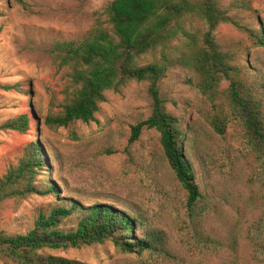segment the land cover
I'll return each mask as SVG.
<instances>
[{
    "label": "rangeland",
    "instance_id": "374dc122",
    "mask_svg": "<svg viewBox=\"0 0 264 264\" xmlns=\"http://www.w3.org/2000/svg\"><path fill=\"white\" fill-rule=\"evenodd\" d=\"M21 1L0 0V127L22 114L29 127L24 133L0 128V179L23 149L37 142L44 165L35 185L43 189L52 183L58 193L3 201L0 231L26 234L39 213L73 202L82 207L105 203L138 218L137 235L162 231L167 253H122L106 241L46 254L85 264H262L247 232L264 216V162L247 147L242 127L231 117L223 135L210 126L215 109L197 89L196 73L183 63L192 44L183 39L171 43L166 50L170 64L159 87L167 112L183 125L184 152L207 197V215L200 223L187 214L186 192L164 158L159 134L143 129L137 141L128 142L131 127L150 115L146 83H130L119 94L106 92L93 122L57 129L44 124L49 113L60 110L67 87L65 72L54 67L47 50L55 41L80 40L105 20L112 0ZM217 2L240 27L264 30V0ZM183 25L198 44L206 31L203 21L185 17ZM240 27L220 24L213 34L264 109V48ZM161 55V50L147 54L140 64L161 61ZM79 214L59 227L74 229ZM0 264L17 263L0 258Z\"/></svg>",
    "mask_w": 264,
    "mask_h": 264
},
{
    "label": "trees",
    "instance_id": "16d2710c",
    "mask_svg": "<svg viewBox=\"0 0 264 264\" xmlns=\"http://www.w3.org/2000/svg\"><path fill=\"white\" fill-rule=\"evenodd\" d=\"M104 14L105 20L96 22L80 40L55 41L47 50L54 67L65 72L67 87L60 110L49 113L44 124L57 129L77 121L93 122L106 92L119 94L130 83H146L150 115L131 127L128 142L137 141L143 129H153L159 134L164 158L186 192L187 214L192 222L200 223L207 215V197H203L195 182L192 165L184 152L183 125L167 112L159 87L170 64L166 50L179 39L192 44L193 51L183 63L196 73L197 89L215 109L210 126L216 134L223 135L231 117L242 127L247 147L264 162L263 103L213 34L220 24L240 26L217 0H112ZM185 17H195L206 26L198 44L195 36L184 28ZM240 28L257 46L264 48L263 29ZM157 50L162 51L161 61L140 64L141 57ZM223 83H226L225 88H222ZM28 127V116L22 114L0 128L24 133ZM43 165L41 146L37 142L29 143L16 164L10 165L0 179V203L31 195L57 194L58 188L52 183L43 189L35 185L38 170ZM77 212L80 216L76 227L63 231L60 223ZM139 225L138 218L113 205L99 203L82 207L73 202L69 207L58 206L48 213H39L34 228L26 234L0 231V258L17 264H85L45 251L106 241H111L122 253H167L164 233L149 230L137 235ZM247 239L254 256L264 264V216L249 228Z\"/></svg>",
    "mask_w": 264,
    "mask_h": 264
}]
</instances>
